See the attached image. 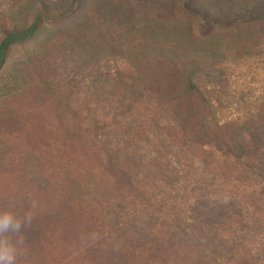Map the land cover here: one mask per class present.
<instances>
[{"label":"rangeland","instance_id":"obj_1","mask_svg":"<svg viewBox=\"0 0 264 264\" xmlns=\"http://www.w3.org/2000/svg\"><path fill=\"white\" fill-rule=\"evenodd\" d=\"M39 1L0 0V26L31 23ZM43 1L49 7L42 29L12 46L0 70V120L14 116L18 121L7 129L0 125V208L22 199L35 202V209L49 207L59 195L44 189L45 180L59 176L57 190L78 201L102 202L106 226L136 223L158 235L183 221L201 225L221 214L223 202H240L243 190L220 155L211 152V170L198 151L179 147L163 133L162 127L173 122L155 99L145 96L149 81L137 74H155L157 80L168 60L189 63L196 85L217 107L220 123L254 118L264 106V26L203 21L186 11L182 0H84L64 19L58 15L71 0ZM191 3L220 17L250 6L244 0ZM129 84L144 95L115 116L118 102L129 103L125 96L118 101V92ZM66 125L78 128L85 144L94 138L100 152H114L131 166L153 194L150 204L125 203L124 208L95 162L54 157V140L65 135ZM250 160L255 168L264 166L260 154ZM257 216L256 233L247 239L260 252L264 213ZM205 249L210 256L214 247ZM79 259L75 249L49 242L41 252L35 245L26 249L23 264H81Z\"/></svg>","mask_w":264,"mask_h":264},{"label":"trees","instance_id":"obj_2","mask_svg":"<svg viewBox=\"0 0 264 264\" xmlns=\"http://www.w3.org/2000/svg\"><path fill=\"white\" fill-rule=\"evenodd\" d=\"M83 1L71 0L58 17L67 18ZM191 1L182 0L183 8L203 21L223 19L225 26L240 24L247 29L255 24L262 28L264 26V0H244L250 6L221 17L204 5H192ZM37 5L31 23L0 26V70L12 46L29 41L42 29L49 6L43 0ZM155 77V74H137L138 79L149 81L145 96L155 99L173 122L172 126L162 127L163 133L179 147L198 151L197 156L207 167H212L209 161L212 151L220 155L230 175H234L235 183L243 190L240 202H223L219 205L221 214L218 217L215 214L216 217L212 218L208 216L201 225L183 221L180 223L182 226L178 223L174 229L153 235L136 223L106 226L102 202L91 198L78 201L70 192L57 190L55 185L59 176H56L52 180H45L44 189L52 190L59 196L51 201L49 207L33 209L35 219L32 227L24 233L26 249L31 250L35 245L41 252L43 245L50 242L66 250L75 249L81 264H215L216 261L222 264H264V250L258 252L252 249L247 239L256 233L257 215L264 213V166L255 168L250 160V156L255 154L264 158V106L254 118L220 123L217 120V107L211 105L196 85L195 71L189 63L168 60L164 72L159 75L160 79L156 80ZM143 95L132 84L121 89L118 101L125 96L129 103L118 102L115 116L128 112ZM66 108L75 114L69 106ZM31 115L30 112L26 116ZM16 119L14 116L2 117L0 125L11 127L18 123ZM93 127L100 129L97 123ZM63 130L65 135L54 140L57 148L54 150L58 152L54 157L66 158L67 163L81 158L95 162L101 176L106 177L110 189L120 199L118 204L124 208L125 203L140 206L154 198L149 190L144 189L134 169L124 164L116 153L100 152L94 138L85 144V138L78 128L66 125ZM16 204L20 212L31 206L29 201L23 199ZM242 205H245L246 211ZM250 218H254V222ZM259 243L264 246V237ZM209 245H213L214 249L207 256L205 248H209Z\"/></svg>","mask_w":264,"mask_h":264},{"label":"clouds","instance_id":"obj_3","mask_svg":"<svg viewBox=\"0 0 264 264\" xmlns=\"http://www.w3.org/2000/svg\"><path fill=\"white\" fill-rule=\"evenodd\" d=\"M31 206L20 212L15 200L0 208V264H23L26 256L25 231L32 227L35 219Z\"/></svg>","mask_w":264,"mask_h":264}]
</instances>
